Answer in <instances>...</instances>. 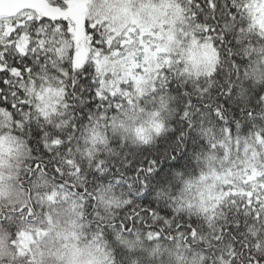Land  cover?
Segmentation results:
<instances>
[{
    "label": "snow or ice",
    "instance_id": "6c2138e0",
    "mask_svg": "<svg viewBox=\"0 0 264 264\" xmlns=\"http://www.w3.org/2000/svg\"><path fill=\"white\" fill-rule=\"evenodd\" d=\"M0 264H264V0H0Z\"/></svg>",
    "mask_w": 264,
    "mask_h": 264
}]
</instances>
